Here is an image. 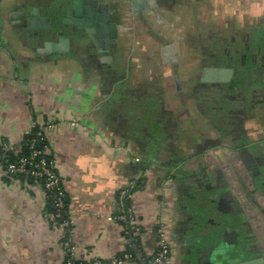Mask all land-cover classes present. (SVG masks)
Instances as JSON below:
<instances>
[{"label":"crops","instance_id":"0c3cea01","mask_svg":"<svg viewBox=\"0 0 264 264\" xmlns=\"http://www.w3.org/2000/svg\"><path fill=\"white\" fill-rule=\"evenodd\" d=\"M75 1L0 0V143L39 128L73 221L0 163V264H64L68 234L78 260L122 255L131 183L168 264H264V0H81L101 37L64 21Z\"/></svg>","mask_w":264,"mask_h":264},{"label":"built area","instance_id":"2783aa9c","mask_svg":"<svg viewBox=\"0 0 264 264\" xmlns=\"http://www.w3.org/2000/svg\"><path fill=\"white\" fill-rule=\"evenodd\" d=\"M29 148L32 150L30 156H20L17 161L8 163L7 172L12 175L23 174L27 177H34L39 182L42 181L47 196L51 198L54 206V210L48 213L49 221L56 223L58 218H63L67 214L68 217L61 224H64L69 230L73 221L65 207L64 198L66 197V191L63 181L45 157L39 158L41 151L35 148V140L29 142ZM19 149V144L1 142L0 161L7 158L8 153L17 152ZM131 184V186L121 189L117 197L118 212L115 219L122 223L126 238V248L123 254L111 259L78 260L74 255L69 230V234L64 241V264H168L174 254V250L170 242L166 223L164 219L158 221L156 226V247L153 251L148 250L142 239L144 234L143 223L132 203L134 183ZM128 201L130 202L129 204ZM133 246H137V255L127 250V247Z\"/></svg>","mask_w":264,"mask_h":264},{"label":"water","instance_id":"95a60500","mask_svg":"<svg viewBox=\"0 0 264 264\" xmlns=\"http://www.w3.org/2000/svg\"><path fill=\"white\" fill-rule=\"evenodd\" d=\"M74 8V17H66L64 18L65 22H69L74 24L77 27H84L87 31L92 32L93 26L97 31L96 36L101 37L105 36L102 35V32L105 30L106 27H109L111 33L110 36L113 35L115 32L116 26L115 24H109L107 22V15L102 13H97L93 7H86L83 1H75L73 4ZM71 9H69L70 13ZM30 27H33L32 23H29ZM50 26L49 24L46 26ZM43 142H39L38 146H42Z\"/></svg>","mask_w":264,"mask_h":264},{"label":"trees","instance_id":"16d2710c","mask_svg":"<svg viewBox=\"0 0 264 264\" xmlns=\"http://www.w3.org/2000/svg\"><path fill=\"white\" fill-rule=\"evenodd\" d=\"M41 135L42 134L39 132V128L37 126L34 127L28 134L25 135L23 140L19 143L20 149L17 152L8 153V157L3 159V160H1L0 163H2L5 166V169L7 170V164L8 163L17 161V159L20 156H30L32 150L29 148V142L32 141V140H35V148H37V143L40 140ZM41 157H45L47 159V161L49 162V164L52 165V156L50 154L41 151V154L39 155V158H41ZM16 176H18V177H20L22 179L30 180V181H37L38 183H40L43 186L42 181L40 180L41 182H39L34 177H30V176L27 177V176H25L23 174H18ZM132 191H133V189H132ZM49 201H50V204H51V210L50 211H52V210H54V206H53V203H52V200H51L50 197H49ZM64 203H65L66 209L68 210V202H67L66 197L64 198ZM129 203L130 202L128 201V204ZM66 217H68L67 214H65L63 218H58L56 220V223L63 222ZM127 250H129V251L133 252L135 255H137V246L127 247Z\"/></svg>","mask_w":264,"mask_h":264},{"label":"rangeland","instance_id":"374dc122","mask_svg":"<svg viewBox=\"0 0 264 264\" xmlns=\"http://www.w3.org/2000/svg\"><path fill=\"white\" fill-rule=\"evenodd\" d=\"M246 12H248V11H246ZM256 13H258V12H256ZM260 13L262 14V11H259V14H260ZM261 14H260V15H261ZM252 15H253V14H252ZM253 16H254V15H253ZM255 16H256V14H255Z\"/></svg>","mask_w":264,"mask_h":264}]
</instances>
